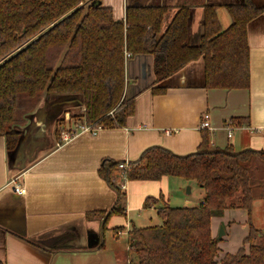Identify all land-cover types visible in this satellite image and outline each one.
Wrapping results in <instances>:
<instances>
[{"label":"trees","instance_id":"16d2710c","mask_svg":"<svg viewBox=\"0 0 264 264\" xmlns=\"http://www.w3.org/2000/svg\"><path fill=\"white\" fill-rule=\"evenodd\" d=\"M90 1L0 0V137L6 151L12 152L18 143L21 134L14 127L21 125L25 111L61 95L81 96L83 105L70 115L76 123L99 130L123 128L134 112V98L125 96V53L129 59L153 56V95L165 92L158 86L161 82L200 58L206 89L249 88L246 26L264 8L250 2L228 6L232 23L222 30L216 6L204 5L202 35L192 45L188 42L189 12L196 5L192 1L181 2L163 32L168 6L128 2L124 20L118 21L109 7L91 6ZM238 124L247 121L239 119ZM62 129L55 132L57 144L62 142ZM127 163L121 169L123 161L108 159L99 170L117 195L108 213L99 212L104 215V231L111 217L126 218L122 188L127 181L179 178L203 193L202 200L189 208L170 207L161 193L145 198L143 208L156 210L159 223L129 225L127 251L134 264H264V230L249 224L243 245L218 259V241L210 224L226 209H242L250 217L252 203L264 201V180L257 175L264 150L212 148L209 133L203 130L193 153L182 156L155 146ZM112 230L118 235L126 228ZM66 238L48 234L28 242L56 252L67 248Z\"/></svg>","mask_w":264,"mask_h":264},{"label":"crops","instance_id":"0c3cea01","mask_svg":"<svg viewBox=\"0 0 264 264\" xmlns=\"http://www.w3.org/2000/svg\"><path fill=\"white\" fill-rule=\"evenodd\" d=\"M99 1L112 10L114 20L118 21L124 20L128 2L168 6L163 32L183 0ZM185 1L196 3L189 12L188 42L192 45L202 35L204 5L216 6L222 30L232 23L228 6L250 2L257 9L264 8V0ZM246 33L250 64L247 90L206 89L205 66L200 58L161 82L158 86L166 88L165 92L153 95V56L137 55L125 62V96L134 98V112L123 128L99 130L95 135L79 134L49 148L47 144L31 158L26 153L24 162L19 153L12 155L6 151L5 140L0 137V261L124 264L117 255L98 247L100 238L94 249L86 244L89 233L104 231L103 214L117 201L115 190L99 175L105 160L134 162L144 150L155 146L187 155L199 148L203 130L208 131L212 148L264 150V11L247 23ZM65 114L64 118L68 117V112ZM204 119L209 123L208 129L199 127ZM239 119L247 124L239 125ZM10 160L15 162L13 166ZM19 161L23 167L16 165ZM170 181L164 177L156 182H125L122 189L126 195V218L111 217L107 228L125 226L128 231L129 214L140 212L146 197H157L168 190ZM17 186L23 189L21 193L15 192ZM165 200L168 202L167 197ZM214 219L217 218L210 221L213 236L218 226ZM48 234L66 236L63 245L67 248L45 252L28 242Z\"/></svg>","mask_w":264,"mask_h":264},{"label":"rangeland","instance_id":"374dc122","mask_svg":"<svg viewBox=\"0 0 264 264\" xmlns=\"http://www.w3.org/2000/svg\"><path fill=\"white\" fill-rule=\"evenodd\" d=\"M48 102L43 101L38 104V107L47 110ZM80 108V107H79ZM77 108H67V110L63 111L57 119L53 122V124L47 128L46 135L48 148L54 146L56 142V135L55 132L60 130V128H67L72 126L73 123H76L75 120L70 118L71 114H75L78 109ZM33 109V108H32ZM27 109L25 113L20 118V128H25L28 126L25 120L28 121V116L36 109ZM28 111V112H27ZM37 111V110H36ZM34 111V112H36ZM31 112V113H30ZM68 112V117H65V113ZM43 112L37 114V118H40ZM33 114V113H32ZM77 125L80 124L79 122L76 123ZM23 125H25L23 127ZM18 129L17 126L14 127ZM64 131V130H63ZM40 152H43V149H40ZM39 152V150L35 153V155ZM257 175L259 178L264 180V164L259 163ZM170 185L167 188L168 190L164 189L162 194H164L165 198L168 199V205L170 207H184L189 208L191 206L197 205L202 199L203 196L202 190L196 186L194 183H187L182 179L179 178H170ZM189 188V191H188ZM215 220V219H214ZM128 226L134 224L137 227H148V226H155L158 225L159 219L156 213V210L150 208H141V211H132L128 216ZM216 224H218L217 229L214 232V237L218 241V248L219 252L217 254L218 259L222 258V255L226 252L228 253H235L240 246L243 245L244 237L248 234L249 224H252L257 229L264 230V202L263 201H254L252 203V210L250 213V217L248 216L247 212L241 210L234 211L232 209H226L224 211L223 216L217 218L215 220ZM125 227V226H124ZM221 227L224 230V234L221 235L220 239H218V235L220 233ZM99 234V238L101 239L102 244L104 245V250H107L111 255H117L119 259L124 261V264H134L129 258L128 255V236L127 230L122 232L121 235H115L114 231L110 229H106L105 231H101ZM78 239V237H77ZM75 242V240H74ZM104 242V243H103ZM248 250V246H246ZM221 256V258H220Z\"/></svg>","mask_w":264,"mask_h":264},{"label":"water","instance_id":"95a60500","mask_svg":"<svg viewBox=\"0 0 264 264\" xmlns=\"http://www.w3.org/2000/svg\"><path fill=\"white\" fill-rule=\"evenodd\" d=\"M91 6L98 7L100 5L99 0H91ZM48 108L44 106L41 109H38L34 114L28 116L29 124L25 128L16 129L20 132L21 136L18 140L16 147L12 152L9 153H19L20 161L24 162L26 159V153L29 154V158H31L39 148H43L48 144L46 130L49 128L53 122L57 119V117L67 108H79L83 105V101H81L80 95H61L54 100L48 102ZM43 112L40 118H37V114ZM16 165H20L23 167V163ZM10 164L13 166L15 164L14 161L10 160ZM189 191V188H188ZM224 234V230L221 227L220 233L218 235V239H220L221 235ZM99 234L89 233L87 235V247L89 249H94L99 243Z\"/></svg>","mask_w":264,"mask_h":264},{"label":"built area","instance_id":"2783aa9c","mask_svg":"<svg viewBox=\"0 0 264 264\" xmlns=\"http://www.w3.org/2000/svg\"><path fill=\"white\" fill-rule=\"evenodd\" d=\"M125 57L126 59L129 58V54L128 53H125ZM200 129H208L209 128V123L207 120H203L200 124ZM64 130V131H63ZM97 131H99V129H94V128H90L88 126H85L83 124H76V123H73L72 126L70 127H67V128H63L62 129V132H61V141L62 143L63 142H69L70 140L76 138L77 135L79 134H83V133H88V134H97ZM228 137H231V134L229 133L228 134ZM128 166V163L126 161H124V164H121L119 167L121 169H124L125 167ZM23 191L22 188L20 187H15V192L17 193H21ZM122 232L118 233V235H121Z\"/></svg>","mask_w":264,"mask_h":264}]
</instances>
